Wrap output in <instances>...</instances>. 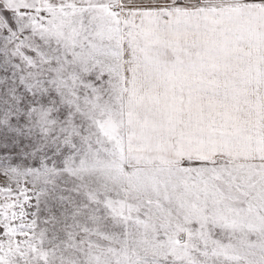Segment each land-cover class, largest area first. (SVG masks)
<instances>
[{
  "label": "snow or ice",
  "instance_id": "1",
  "mask_svg": "<svg viewBox=\"0 0 264 264\" xmlns=\"http://www.w3.org/2000/svg\"><path fill=\"white\" fill-rule=\"evenodd\" d=\"M0 264H264V0H0Z\"/></svg>",
  "mask_w": 264,
  "mask_h": 264
}]
</instances>
